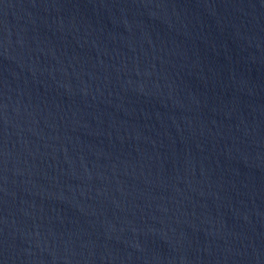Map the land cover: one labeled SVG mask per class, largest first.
Instances as JSON below:
<instances>
[{
  "label": "water",
  "instance_id": "obj_1",
  "mask_svg": "<svg viewBox=\"0 0 264 264\" xmlns=\"http://www.w3.org/2000/svg\"><path fill=\"white\" fill-rule=\"evenodd\" d=\"M0 264H264V0H0Z\"/></svg>",
  "mask_w": 264,
  "mask_h": 264
}]
</instances>
